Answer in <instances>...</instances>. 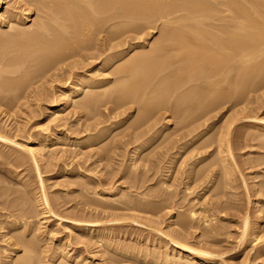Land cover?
<instances>
[{
  "label": "bare ground",
  "instance_id": "6f19581e",
  "mask_svg": "<svg viewBox=\"0 0 264 264\" xmlns=\"http://www.w3.org/2000/svg\"><path fill=\"white\" fill-rule=\"evenodd\" d=\"M13 1H14L15 5H18V8L21 9V10L19 9L20 12L16 13V12H13L9 9V10H6L4 13L1 14V11L4 8L6 1L0 0V32L4 28H9V30H8L9 32L5 33V31H3L4 32L3 34H2V32L0 33V45H1L0 49H4L2 51L5 52V53H3L2 51H1L2 53L0 52L1 53V55H0V116L6 120L5 122H8L10 120L8 123H11L13 121V124H14L15 123L14 121L17 120V118L18 119L23 118V114L28 115V114H26L30 110L29 109L30 107H28V106L31 105L30 101H33V100H31V98L38 96V93L40 92L39 87H41V86L38 85L39 87L37 89L36 88L37 83L34 86L36 89L31 87V84H33V82H36L35 80L40 81V82H41V80L44 81V78L46 75H49L50 73L52 74V72L54 74V73H56V71L57 72L61 71L64 67L69 68V66H67L68 63L66 64V66L64 64L67 61L70 62L69 59H71V58L72 59L74 58V60H75V57H76V59H77V57L81 58L82 62H80L81 60L78 62V60H79V58H78L77 64L79 65V63H80L79 66L82 68H80V67L79 68L82 70L87 68L88 66H91L95 62L100 63V59H101V62H103V64H102L103 65L102 66L103 72H105V74L108 72L107 71L108 68L110 69L113 66H116V64H118L115 69L113 67V70H114L113 72L111 69V72L115 76L118 75L117 77H119V78H115V79H119V81H121V82L117 83L119 81H116L117 84L115 83L116 85H112V80H110V79L109 80L108 79L99 80V79H96V77L95 78L88 77L87 75L84 74L85 72L79 74L78 79L75 78L76 80L72 81V80H74V76H75L74 72L72 73L71 69L66 68L69 71H67L66 69H65V71L70 72L69 73L70 75H68L67 78L64 77V78H66L65 79L66 85L64 88H62V90L60 89L61 90L60 94H59L60 96H56L59 98L55 99L54 98V96L56 95L55 94L54 96L50 95L51 96L50 98H52V97L53 98L49 99V100H51L50 101L51 105H50V108H48V109L54 110V114H53L54 117L53 118H54V122H56V124H58L60 126L61 122H62L63 126L64 127L66 126V124H65L66 114H65V118H64L63 115H61L58 110L64 106H66L67 104L74 102V99L77 96H79L78 94L83 93V91L85 89H89L90 91H92V94L87 92L90 95L85 94L86 98L83 97L84 100H80L79 103H77L78 106H79V104L81 105L80 108L84 107L85 110H86V108L89 109L88 107H92V106H93L92 108L94 109L95 108L94 105L98 104L100 101L99 99H101V98L109 101V103H107V105L111 104V102H110L112 100L111 95L115 94L116 97L113 96V97H115V98H113L115 100L114 105L115 104L117 105L119 102L122 103L124 101V104L126 107V108H124V107L122 108V106H120L122 108V110H120V112L128 109V107H127L128 105L126 104V102H128V104H129V102H130V104L133 103L134 106H135V104L140 106V108L138 107L139 111H138V116L136 117L137 120L135 118V122L138 125L141 124L140 127L142 130L140 131L139 130L140 128H137L141 133H138V134L136 133L137 134V135H135L136 137L135 138L133 137L134 139L132 140V142L130 144V146L135 144L134 145L135 146L134 151H135V156H136V155H139L140 153H142V151H144L146 148H148L156 139H158V137H160L162 131L172 124L171 119L167 118V120L165 119L166 120L165 123L163 125H161V127L157 128V126L159 125V123L161 121L158 123V125L156 123L157 121L156 122L154 121V123H153L152 122V120L154 118L153 115H155V113H158L160 109H162L163 112L166 110L167 113H168V111L169 112L171 111L173 113V116H175L178 120L182 121V122H180V121L179 122H180V124H182L181 126H183V128L186 129V132H184V133L179 132L178 134L182 133V135H180V137H179V138H182L181 140L189 138L186 142L187 145L188 144L194 145V147H195L196 144L197 145L200 144L199 147L197 146L198 148H194V147H192V148L197 149V151L198 150L203 151L204 149H207V148L210 149L209 147L213 146V144L214 145L217 144L216 145L217 151L219 152L217 154V156L219 154H221V156L219 157L220 158L219 163L222 164V166H220V167H223L221 169V171L223 170V172H225L223 174L224 176L226 174V176L228 175V177H229V178L223 177L222 182L224 181L223 182L225 185L224 187H228L231 185L230 184L231 182H229L231 176H229V175H232V172L234 173V171L236 172V170H235L236 168L233 169V167H231L232 162L230 161L231 163L229 164V159L227 158V157L231 158L230 160L233 159L232 157H230V155H231L230 150H232V149L229 147V145H230L231 140H230L229 136L223 137L222 131L227 130V132H228L230 130V122H232V120H230L229 118L230 117L234 118L235 113H234V116H230V117L228 116L229 118L226 119V123L224 121L226 126L224 127V125H223L222 127H224L225 129H223L220 126L221 128H219V129H222L220 131L221 133L219 132L221 134L220 137L211 138L210 137L211 135H210L209 136L210 140L207 139L208 141L207 140L205 141L204 138H206L207 134L210 133L209 128L211 129V127L208 126L206 128V126H207L206 123L208 124V122H210L211 120L214 119L215 116H217V115H214V117H212L211 116L212 112L214 114V112L216 110H218L220 108L222 109L224 106H226V107L229 106L227 109L233 110L235 107L237 108V107H239V105L245 103V99L248 97V95L252 96L251 92H253L254 90L256 91V89L258 87L264 86V62L263 63L259 62V64H258V62H255L256 60L258 61L260 58H262L261 60H263V56H264V0H13ZM34 3H35V5H33ZM31 5L36 6V9L38 10L37 12L42 13L41 15L43 16L42 17L39 15L41 17V19H39L40 17H38V19L40 21H37L38 19L34 20L36 22L34 23L35 25L33 28L31 27L33 25L29 26L30 28L27 27L28 23L32 21V19H31L32 18V16H31V14H32ZM13 10H15V9H13ZM117 21H119L118 23L122 25L121 29H119L121 27V25H118V24L115 27L117 29V27L119 26L118 30H116L115 28H113V30H110L109 28H111V26H109V28L107 27L109 23H112V22L115 23ZM159 22L161 23V25H159V26L161 28L163 27L162 28L163 30L160 29V32H159V34H160L162 31L161 37H159L160 40L158 38V41H159L158 42L157 39H155V42H156V43H154L155 46L152 43L153 44V45L151 44L152 48H150V46H151L150 45L149 46L150 50H148V48H146L145 46H142V44L144 43V42L142 43V39L146 36H144L143 38L140 36L143 32H145L144 30L147 31L148 28L150 29L151 27L158 25ZM114 23H112L111 25H113ZM155 27H153V28H155ZM114 29L116 31H119L118 33L116 32L117 37L122 38V39H120L121 41H119L120 43H117V45L116 44L114 45V43H112V40H114V39L117 40V38L114 37V34H115ZM108 30H110V33L113 32L112 33L113 36L110 35V36H107L105 38L99 37V35L101 33H105V32L107 33L106 35H109V33L107 32ZM128 34H131V35H128ZM143 35H144V33L142 34V36ZM93 40L95 41V44L92 46L89 44V42H91ZM156 44H157V46H156ZM2 45H4V46H2ZM119 47L121 49L124 47V49L122 51L118 50L119 52H116L115 50ZM139 49H141L142 52L138 51ZM135 50H137L138 53H135L136 52ZM131 52H133L134 54ZM38 53H40V54H38ZM130 53L133 54L132 57H131ZM30 54H32L33 56L35 55L34 60H33V58L31 59L29 57V56H31ZM128 56H130V57L128 58ZM257 57H260V58L258 59ZM73 64H72L73 65L72 67L78 66L76 64V61H74ZM62 65H64V67ZM69 65H70V63H69ZM34 67L36 68V70H35L36 73L33 72V69L30 70L31 68H34ZM79 68H77V69H79ZM30 71L33 73H30ZM109 72H110V70H109ZM109 72H108V74H109ZM111 72H110V75H112ZM33 74H34V76H33ZM35 74L36 75L38 74V76H36ZM57 74L59 75V73H57ZM54 75H52V77H50V78L47 77V79L53 78ZM56 75H55V77H56ZM101 75H103V74H101ZM114 75H112V76H114ZM56 78H58V77H56ZM56 78H54V79H56ZM55 81H53L52 83H54ZM110 85H111V88H110ZM42 86L45 87L47 85H42ZM241 86H243V87H241ZM255 87H256V89H254ZM32 88H33V90H31ZM45 88H48V87H45ZM98 90H101V92L99 91L96 93V91H98ZM44 91L48 92L47 89H45ZM255 91H254V93L256 94L257 91L256 92ZM52 92H54V91H52ZM43 95H44V93H43ZM100 96H101V98H100ZM104 96L107 98L105 99ZM46 97H48V96H46ZM97 97H99V98H97ZM36 98H33V99H36ZM43 98H44V96H43ZM251 98H249L250 99L249 102L251 101ZM252 99H254V98H252ZM116 101H117V103H116ZM242 101H243V103H241ZM46 102H48V101H46ZM101 104H103V103H100L99 105H101ZM105 104H106V102H105ZM116 105H115V107H116ZM122 105H123V103H122ZM27 107H28V111H27ZM118 107H119V105H118ZM25 108H26V110H25ZM92 108H90V109L92 110ZM98 108H100V107H97V110H98ZM129 108H130V106H129ZM157 109H158V112H155ZM112 111L115 112L114 110H112ZM92 112H94V111H92ZM118 112H116V115ZM219 112L217 114H219ZM108 113L110 114V111ZM121 113H123V112H121ZM125 113H126V111H125ZM236 113H237V111H236ZM97 114H99V112ZM113 114L115 115V113H113ZM113 114H111V115H113ZM127 115L128 114H126V116ZM67 116H68V114H67ZM117 116H119V118H120V114H118ZM158 116H160V115H158ZM162 116H164V114L161 115V117ZM25 117H27V116H25ZM175 117H173V118L176 120ZM30 118L28 117V119H30ZM24 119H26V118H24ZM66 120H67V118H66ZM154 120H156V119L154 118ZM223 120H225V118ZM0 121H2V120H0ZM23 121H22V123H23ZM149 121H151L152 124H150ZM28 122H29V120H28ZM179 122L177 124H179ZM1 123L2 122H0V124ZM17 123H18V120L16 121V124ZM22 123H20V125L18 127L16 125H15L16 127L14 126L15 128H17V130L15 132L16 133L19 132V133H17L19 135L24 134L26 132L25 130L21 129V127H20V126H22L21 125ZM68 124H67V126L69 127ZM84 124L85 123H83V125ZM92 124L95 125L96 122L92 123ZM131 124L135 125L133 123V121H131ZM143 124H145L144 127L142 126ZM58 125H57V128L59 127ZM85 125H86V127L88 125L91 126V124H88V125L85 124ZM94 125H92L91 127H93V128L95 127L94 129L96 131L97 125H95V126ZM138 125H137V127H138ZM146 125H148V126H146ZM204 125H206V126L204 127ZM24 126H26V125L24 124ZM77 126H78V124H77ZM77 126H75V127H77ZM210 126H211V124H210ZM14 127H12L13 130L15 129ZM70 127H72V126H70ZM91 127H89V128L84 127V129H87L85 131H87V133H88V132H90L89 129ZM131 127H133V126H131ZM142 127L143 128L146 127V128L143 129ZM203 127L205 129H201ZM82 128H83V126H82ZM93 128L91 129V131L95 132V131H93ZM183 128H180V130ZM258 128H259V130L256 133L259 135H260V133L264 134V126L259 125ZM12 129L11 128L8 129L6 124H5V127H4V125L3 126L0 125V154H1V156H4V158L6 157L9 160L13 169L15 168L14 171L16 170V168L20 169L22 167L24 169H26L27 164L32 163L29 167L33 166V170L36 171L41 184L43 183L42 178H41V175H42L41 174V168H40L41 165H45V166L48 165L49 166L48 168H53L51 170H56L57 172H63V174H65L66 176H76V177L80 176L81 178L82 177H84V178L88 177V173L86 172V170H84L85 168H83L84 163H85L84 162L85 161V156H84L85 154L83 155L84 156V158H83L84 163L82 164L79 162L80 161L79 158L82 156L81 152H80L81 155L78 152V154L80 155L79 156L75 151H74L75 153L72 152V154H70L69 153L70 150L69 151L66 150L68 148V147L66 148V146L69 144H70L69 148L70 147L76 148L77 146L81 145V143L83 141H85V140H83V138H81V137L77 138V139L73 138L74 140L71 138V140H70L69 132L64 131V133H60V132L56 131V128H55V131L54 130L50 131L48 133V135L43 134L44 136H39L35 132L36 135L35 136L31 135L32 137L30 138L31 139L30 143L33 145H30L27 149L21 148L22 149V152H20L21 154L15 155V153H13L11 151L5 152V150H7V147H9V149H10L11 147H15L17 145L14 142V138L17 136V134L14 133L15 135H13L11 133L13 131ZM50 129H52V128H50ZM110 129L111 128H109L108 130H102L101 129L98 131V134L96 133L97 134L96 136L93 133V137H95L93 142H102V141L104 142L106 140L108 133L110 132ZM137 129H135V130H137ZM178 129H179V127H178ZM219 129H218V131H219ZM80 130H81V128H80ZM128 130H130V128ZM133 130H134V128L132 129V131ZM132 131H130V132H132ZM71 132H72V129H71ZM78 132H80V131H78ZM82 132H80V133H82ZM133 132H134L133 133V135H134L136 131H133ZM164 134H165V132H163L162 137L164 136ZM226 135H227V133H226ZM129 136H130V134H129ZM129 136H127V137H129ZM88 137H90V136H88ZM93 137L91 135L90 138H93ZM165 137H164V139H166ZM209 137H207V138H209ZM255 137H257V136H255ZM120 138L122 139V136ZM130 138L132 139V137H130ZM177 138H174V139H177ZM114 140H116V138ZM86 141H85V144H87V143L89 144V141L92 142L91 139H89V141H87V142ZM126 141H128V140H126ZM126 141L124 142V144L127 145ZM176 141L178 143H180L179 140H175V142ZM252 141L254 142L257 140H252ZM118 142L121 143L120 140ZM118 142H117V144H118ZM175 142H174V144H175ZM105 143H106V141H105ZM113 143H111L112 147H113V145H115ZM99 144H101V143H99ZM57 145L64 147L66 149L63 148L61 151L60 150L58 151V149L61 148L58 146L57 147L58 149L54 150L53 148ZM120 145H123V144L121 143ZM187 145L185 147H187ZM128 146H129V142H128ZM17 147H19V146H17ZM105 147H106V145H105ZM72 148H70V149H72ZM107 149L106 150L104 149L105 150L104 153L109 152V155H107L108 161H106V162L110 163L109 159H111L112 156L111 157H109V156H110V153L112 151L110 152L111 148L109 149V151H107ZM113 149L115 150L116 147L114 146ZM194 149L193 150L191 149V150L193 152H196ZM71 151H73V149ZM134 151H133V153H134ZM192 151L190 153H193ZM207 151L208 150H206L205 153ZM48 152H50V153H48ZM86 152H88V151H86ZM101 152H102V150H101ZM60 154H61V156H59ZM101 154L98 156V157H100V159L97 160L98 163L100 161L103 162L102 160L105 159L106 155L104 156ZM116 154H118V153H116ZM101 156H103V157H101ZM212 156H213V153H212ZM77 157H78V159L76 160ZM209 157L211 158L210 153L208 155H206L205 157H202L200 159H198L199 158L198 157L197 158L198 160H197V162H195V164L193 162L192 173H193V175L195 174V177L197 175L195 170L196 171L198 170V163L199 162L201 163V162L207 160ZM68 158H71L72 160L75 159V162L77 161V163L74 164V161H72L70 159L73 163L68 164L67 163L69 161ZM119 158H121V157H119ZM139 158H140V156H139ZM141 158H140L141 162L143 161V159H144V161L147 159L146 157L145 158L143 157L141 160ZM27 159H29L30 161ZM81 159H82V157H81ZM137 159H138V157H137ZM66 160H68V161L65 162ZM121 160H122V158H121ZM28 161H29V163H28ZM89 161H90V158H89ZM137 161H139V160H137ZM148 161H150V160L148 159ZM215 162L216 161H213L212 163H215ZM234 163H233V165H234ZM211 164H209V165H211ZM216 164H218V163H216ZM220 164H218V166ZM252 164H253V161L250 163V166ZM132 165H134V164H132ZM132 165H131V167H132ZM203 165H204V163H203ZM236 165H234V166H236ZM61 166H63V167H61ZM207 166L208 165H206V167ZM215 166H217V165H214V167ZM208 167H210V166H208ZM208 167H207V169H209ZM214 167L212 164L210 168H214ZM220 167H218V168H220ZM238 167H240V165L237 166V168ZM46 168H47V166L43 169V171ZM202 168H203V170L205 169L204 167H202ZM202 168H199V169L201 170ZM214 169H212V171ZM102 170H104V169H102ZM90 171L88 170V172L90 174H92V171L91 172ZM200 172H204V171L201 170ZM205 172L201 173V174H204L203 176H206L208 171L206 172V174H205ZM192 173H191V175H192ZM213 173H215V174H213ZM17 174L20 176L19 173H17ZM210 174H213V175H210L211 180H210V185L207 186L208 189L213 188V186L218 181L217 178H219L218 171H216V172L213 171ZM201 176L202 175H200V177ZM207 177L209 178V174H207L206 178ZM201 178H196V179H197V181H199ZM89 179H91V178L89 177ZM234 179L236 182L240 178H238L237 180H236V178H233L232 181ZM192 180H195V179H192ZM203 180H205V182H206V179H203ZM134 181H137V179ZM197 181H195V182H197ZM238 181H240V180H238ZM74 182H76V181H74ZM85 182H87L86 180L84 181V184H87ZM200 182H201V180H200ZM235 182L233 183L234 185H235ZM22 183H23V181H22ZM240 183H241V181H240ZM245 183H246V181H245ZM23 186H26V183H23ZM231 186L233 187V185H231ZM25 188L27 189V186ZM42 188H44V187H42ZM1 190H3V189H1ZM4 191H8V190H4ZM28 191H29V189H28ZM109 192H113V191L111 190ZM203 193H204L203 190L199 192L200 195ZM40 194H42V197H41V199L39 198L40 200H38L36 202L38 203V205L42 209L41 213L43 211L42 215L45 216L44 214H46V216H47V214H50V215L55 214L54 208H56L57 206L55 207V205H54V208H53V206L51 208L52 203L50 204V202L48 201V198H47L48 196L46 195L47 194L46 190L43 189ZM96 194H98L100 196H105V197L112 196V194H110V193H100V194L96 193ZM7 196L8 195L6 194V197ZM122 198H121V200H122ZM196 199H198V198L196 197ZM108 200H110V199H108ZM8 202H9V200L6 201L5 206L10 204L11 201L9 203ZM104 202H106V201H104ZM119 202H121V205H122V207L121 206H119V207H121L123 210L126 209L127 212L128 211L129 212H131V211L136 212L135 210H138V211H139V209L144 210V208L147 210L149 208L147 205H144L145 204L144 202H146L145 200L142 202L144 204H142L141 201H139V202L142 204L141 207H143V205H144L148 208H146V207L140 208L139 207L140 203L137 205H134L136 203L133 204V201H131V200L129 202H128V200H127V202H122L119 200ZM150 202L151 201H149V203ZM96 203L98 204V202H95V201L94 202L84 201L81 206H83V208L96 206V208H97ZM113 203L114 202H112V206L114 205ZM151 203L155 204V202H151ZM162 203H163V201H162ZM24 204H25V202H24ZM24 204L22 203V206H21V204H17L16 209H18L20 206V209L22 210ZM99 204H100V202H99ZM172 204H173V202H171V204H170L171 206L170 205L169 206L173 207ZM259 204H260V202H259ZM12 205H14V203ZM158 205L159 204H157L156 206H158ZM25 206H24V208H25ZM39 206H37V207H39ZM112 206L111 205L109 206V204H108V205H105L103 207H105L106 209L112 208V210H113L115 206H113V207ZM150 206L151 207L153 206L154 208L156 207L154 205H150ZM162 206L164 207V205H162ZM254 206L256 207L255 203H254ZM257 206H259V205H257ZM8 207H9V205H8ZM8 207H4L3 212L0 211V212H2V213H0V218L1 219L5 218L3 220L0 219V231L8 230L10 232H5L4 235L2 233H0V237L7 238L8 235H10V236L13 235L12 233H13L14 229L22 230L23 235L21 236L20 234H18V233L22 232V231L21 232L19 231L17 233V235H19V236H16V234H15V236L13 235L12 237H8L7 241L5 240L6 242H9L8 245H7V243H5L6 246L3 248L1 247L2 245H0V248H1L0 249V264H38L39 262L40 263L45 262L46 264L47 263L48 264H74L76 262L77 256L74 257V255L72 256V254H69V252H67V249L64 247H62V248L56 247L55 250L54 249H53V251L50 250V252L52 251V255H50V256L47 255V253L49 252V251L47 252V250H49V248H51V247L48 246L49 247L48 248V247H46V245H44L45 240H43V238H41L42 235H38V232L36 235H35V233H36L35 232L34 236L30 235V237H29V235H27V234H29V232H33L35 230H38L37 228L41 224L38 225L37 221L34 220L35 218H38V217L34 216L33 214L32 215H30V214L25 215L26 214L25 210H24V212H22L23 215H20L21 214L20 213V214H18V216H15V214H14L16 212L15 211V205H14V208L12 206H10L9 208ZM94 207H93V209H94ZM12 208H13V210H12ZM78 208H80V207H78ZM154 208H151L152 211L148 210V212L149 211L155 212L156 210H154ZM115 209H119V208L117 207ZM156 209H157V207H156ZM160 209L161 208H159V211H161ZM146 210H145V212H147ZM256 210H258V209H256ZM4 211L8 212V214L4 213ZM26 211H28V210H26ZM99 211H101V210H99ZM241 211L245 212L243 210V208L240 209V212ZM101 212L95 213V216L97 215V217H99V218H100V216L102 217L104 212L103 211H101ZM27 213H31V212H27ZM106 213H108V212H106ZM156 213L157 212H155L154 214H156ZM56 214L59 215V213H56ZM243 214H245V215H243V217H242L243 221H241L242 222L241 223L242 224V226H241L242 232L240 231L241 242L243 243L248 238L249 239L252 238L251 239L252 242L256 243V242H259L261 240L263 245H264V236L260 235L261 234L259 231L260 229L258 228L259 230L256 231L257 229L255 230L253 228V231L250 232V230H252L251 229L252 223L250 220L251 216L249 217L247 212H245ZM16 215H17V213H16ZM130 215L129 216L127 215L129 218H126V214L122 215L118 218V215L116 214L117 218H113V219H116L117 221L115 220V222H117V223H119L118 221H123L124 217L126 219L134 221L135 220L134 218H136V216H134L130 219ZM240 216H241V214H240ZM122 217H123V219L120 220ZM189 217H190V219H188L187 223H184V224H183V222L181 223L184 226V230L182 232L180 230H179L180 232L179 231L175 232V230H174V232L172 231L173 233H170V232H169L170 234H168L167 232L165 233L167 238H169V241L172 242V244L174 245V248L178 250V251H176V253H174L172 255L170 253L171 251L170 252L168 251L165 253H163V252L158 253L155 251L150 252V250H149L150 254H148L146 256V251L143 250V253H142V251H140L139 249L129 247V244H131V243H129V244L127 243L128 246H125V244H121L123 241L118 242L119 240H117V242H116L114 240H110L109 235H108L109 233H107L106 231L103 232L100 230L93 229V226H90V225H93V223H94V225L97 226V224H99V223H96V222L83 223L84 225L79 226L77 230H78V235L86 234V236L90 237V238H88L89 243L91 242L93 244V242H94V244L95 243L100 244L99 245L100 252L103 253V252H106L105 250L109 251V249H111L118 256V257L116 255L114 256L113 255L114 253L112 254V256H114V258L116 257L113 264L115 262L117 264H119L120 262L124 263L126 261L128 264H130L129 262L134 261V260L142 261L145 264H224L223 260H216L215 259L216 257L212 253L208 252L207 250L202 249L203 247L202 248H199V247L197 248V246L195 247V243L193 244L191 242L192 236L190 235L191 236L190 237L188 235L190 232L189 227L193 228L192 227L193 225L189 220L195 219L196 213L192 212ZM189 217H187V218H189ZM59 218L57 216V219L60 221ZM92 218H94V217H92ZM107 218H108V216H107ZM147 218H149V217H147ZM46 219H47V217H46ZM94 219L96 220V218H94ZM102 219L104 220V218H102ZM99 220H101V219H99ZM112 220H110V222L114 223V220L113 221ZM146 220L149 221V219H146ZM146 220H145V222H146ZM185 220L187 221V219H185ZM205 220H207V219H205ZM150 221H154V219L153 220L150 219ZM208 221H209V219H208ZM79 222L80 221H72V223L74 225L79 223ZM134 222L137 224V220H135ZM157 222H159V221H157ZM208 223H210V222H207L205 224H208ZM146 224H148V223H146ZM117 225H119V224H117ZM120 225H122V224H120ZM156 225H158V224L156 223ZM151 226L153 227V225H151ZM194 226H195V224H194ZM144 228H146V227H144ZM156 228H159V227H156ZM213 228H214V230H216L215 227H213ZM39 229H40V227H39ZM160 229L161 228H159V230ZM181 229H182V227H181ZM214 230H212V227H211V229L209 231L213 232ZM38 231L41 234V230H38ZM108 231H110V229ZM159 232H163V231L161 230ZM217 232L218 231H215V233H217ZM115 233H117V232H115ZM112 234H114V232ZM211 234L216 235L214 233H211ZM32 236H33V238H32ZM13 237H15V239H14L15 241H12ZM44 239H45V237H44ZM0 241H1V238H0ZM2 241H3V239H2ZM167 243H165V245ZM244 243H246V242H244ZM2 244H4V243H2ZM163 247H164V245H163ZM99 248H98V250H99ZM23 249L26 251L25 254H23L24 253ZM167 250L168 249L166 248V251ZM171 250L173 253L174 250L173 249H171ZM144 252H145V255H144ZM149 252H147V253H149ZM106 253H108V252H106ZM3 255L5 257H3ZM19 255H21V256L19 257ZM1 258L5 259V260L2 261ZM43 263H41V264H43ZM131 264H134V263L132 262Z\"/></svg>",
  "mask_w": 264,
  "mask_h": 264
},
{
  "label": "rangeland",
  "instance_id": "374dc122",
  "mask_svg": "<svg viewBox=\"0 0 264 264\" xmlns=\"http://www.w3.org/2000/svg\"><path fill=\"white\" fill-rule=\"evenodd\" d=\"M5 1H6V4L4 5L3 10L1 11V14L4 13L6 10H9V9L13 12H16V13L20 12L21 9L18 8V5H15L13 0H5ZM33 5H35V3ZM31 8H32V14H31L32 21L28 23L27 27L33 25V26H31L33 28L35 25L34 23L36 22L34 20L38 19V17L42 16L41 15L42 13L37 12L38 10L36 9V6L31 5ZM13 9H15V10H13ZM39 19H41V17ZM39 19L37 21H40ZM118 22L119 21L115 22L116 24L114 22H112L115 25L114 24L111 25L112 23H109L110 25L108 24L107 27L109 28V26H111L112 29L111 28H109V29L113 30V28H115L117 26V24L121 25ZM159 25H161L160 22L158 23V25H155L156 27L153 26L155 28L151 27L150 29L148 28L147 31L144 30L146 33L143 32L144 33L143 36H142L143 33L141 34V36L139 35L142 38L144 36H146L142 39V43L144 42L142 44V46H145L146 48H148V50H150V48H152V45L154 43H156L155 39H157V41H158V38L161 37L162 31L160 34H159V32H160V29L163 30L162 29L163 27L161 28ZM118 28H119V26L117 27V29L116 28L115 29L118 30ZM121 28H122V25L119 29H121ZM115 29H114V32L116 35L114 34V37H116L117 40H115L113 38L114 40H112V43H114V45L115 44L117 45V43H120L119 41H121L120 39H122V38L117 37V33L119 31H116ZM8 30H9V28H4L1 32L3 34L4 33L3 31H5V33H6V32H9ZM110 30L107 31L109 33V35H106L107 33L105 32V33H101L99 35V37L105 38V37L110 36V35L113 36V34H112L113 32L110 33ZM128 35H131V34H128ZM159 40H160V38H159ZM93 41L89 42V44L92 46L95 44V41L94 42ZM2 46H4V45H2ZM149 46H150V48H149ZM154 46H155V44H154ZM156 46H157V44H156ZM0 48H1V45H0ZM123 49H124V47L122 49L119 47L115 51L119 52L120 50L122 51ZM2 50H4V49H0V52ZM135 51H136L135 53H138V51H141V49H139L138 51L137 50H135ZM133 52H131V53H133ZM1 53H0V55H1ZM3 53H5V52H3ZM131 53H130V55L132 57V55L134 53L133 54H131ZM38 54H40V53H38ZM30 55L31 56H29V57L31 59L33 58V60H34L35 55L34 56L32 54H30ZM129 57L130 56H128V58ZM78 58L79 57H77V59H76V57H75V60H74V58L73 59L71 58L72 60L69 59L70 62L67 61L64 64L66 66V64L68 63L67 66H69V68L64 67V65H62L64 68L61 66L63 69L61 71H58V72L56 71V73H54L55 75L57 73H59V75L58 74L56 75V77H58V78H56L52 72V74L50 73L51 75L49 74L50 76L49 75L45 76L44 81L41 80V82H40V81L35 80L36 82H33L34 85L31 84V87H33V88H35L34 86L36 83H37L36 84L37 89L39 86H41V87H39L40 92L38 93V96H36L37 98L36 97L31 98V100H33V101H30L31 105L28 106V107H30L29 111H28V107H27L28 112L26 114H28V115L23 114L22 119L17 118L18 123L19 122L22 123V121L24 120L23 123L21 124L22 126H20V127H21V129L26 131L24 133L25 135L24 134L19 135V134H17L19 132H17V133L15 132L17 130V128H15V127L16 126L18 127L20 125V123L16 124L17 120L14 121L15 122L14 124H13V121L11 123H8L10 120L8 122H5L6 120L0 116V120H2V121H0V122H2L0 125L1 126L4 125V127H5V124H6L8 129H10V128L12 129V127H14L16 125L14 127L15 129L14 130L12 129L13 131L11 133L13 135L17 134L18 137L16 136L14 138V142L17 145L15 147H11L10 149H9V147H7V150H5V152L11 151V152L15 153V155L21 154L20 153V152H22L21 148L27 149L30 145H33L30 143V140H31L30 138L32 136H35L36 134L39 136L48 135V133L50 131H53V130L55 131V128H56V131H58L60 133H64V131L69 132L70 140H71V138L77 139L80 137L83 138V140H85V141L86 140L89 141V139H91L92 142L89 141L90 145L88 143L85 144V141H83L81 143V145L76 147L77 149L70 147L73 149V151H71L72 149L69 148L70 144L66 146V148L68 147L67 149L64 147H61L59 145H57L53 148L54 150H56V149H58L57 147L59 146L61 148L58 149V151L59 150L61 151L64 148L67 151L70 150V152H69L70 154H72V152L73 153L76 152L77 154L79 152V154H80V152H81L82 159L80 157L79 158L80 161L79 160L78 161L82 164L84 162L86 163V164L84 163L83 168H85L84 170H86V172L88 173V177H85V178L82 177L81 178L80 176H77V177L76 176H66L65 174H63V172H57L56 170H51L53 168H48L49 167L48 165H46L48 169L46 168L43 171V169L46 166L41 165L40 166L41 174H42L41 178L43 181V183H42L43 185H42L40 183V180H39V177H38L36 171L33 170V166L29 167L32 164V163H29V161H30L29 159H27V160H29L28 161L29 164H27L26 169H24L23 167L20 169L16 168V170L14 171L15 168L13 169L9 160L6 157L4 158V156H1V154H0V156H1L0 157V211L3 212V208L8 207V205H9V207L12 206L13 208L15 205V211H16L14 213L15 216H18V214H20V213H21L20 215H23L22 212H24V210L26 212V214L24 213L25 215H28V214L32 215L33 214L34 216H37L39 219L34 217L35 218L34 220L37 221L38 225L41 224L37 228L38 230H41V234L38 230H35L33 232H29V234H27V235H29V237H30V235L34 236L35 232H36L35 235L37 234V232H38V235H42L41 238H43V240H45L44 245H46V247L50 246L52 248L51 249L48 247L49 250H47V252L49 251L48 252L49 254L47 253V255H49V256L52 255V251H53V249L55 250L56 247L66 248L67 252H69V254H72V256L74 255V257L77 256L76 262L74 264H113V262L115 261V258H116V257L114 258V256L116 254L111 249H109V251L105 250L108 253L103 252L104 253L103 254L102 252H100V248H99L100 244H96V243L94 244V242H93V244L91 242L89 243L88 238H90V237L86 236V234L78 235L77 229L79 226L84 225L83 223H88V222L89 223L90 222L99 223V224H97V226L94 225V223H93V225H90V226H93V229H95V230H100L103 232L106 231L107 233H109L108 235H109L110 240H114L116 242H117V240H119L118 242L123 241L121 244H125V246H128V244L131 243V244H129V247L139 249L140 251H142V253H143V250L146 251V256L148 254H150V252H154V251L158 252V253H160V252L165 253V252L171 251L170 253L172 255V254L176 253V251H178V250L174 248V245L172 244V242L169 241V238H167L165 233L167 232L168 234H170V233H173L174 230H175V232H178L179 230L182 232L184 230L183 224L187 223L188 219H190L189 216L191 215V213L195 212L196 213L195 219L189 220L192 223L193 228L189 227L190 232L188 231L189 232L188 236L191 235L193 237L192 238L190 236L191 242L193 244L195 243V247L196 246H197V248L203 247L202 249L207 250L208 252L212 253L216 257L215 258L216 260H223L224 264H244V263L245 264H264V245H263L262 241L260 240L259 242L254 243V242H252V240H251L252 238L250 237L251 239L248 238L247 239L248 241L247 240L244 241L247 243L246 244L244 242L242 243L240 240L241 239L240 231L242 232V230H241V226H242L241 223L242 222L241 221H243L242 217H243V215H245V214H243L245 212L248 213L249 217L251 216L250 220L252 223L251 224L252 228L251 227L250 228L252 230H250V232L253 231V228L255 230L257 229L256 231H258L260 229L259 230L261 233L260 235L264 236V137H263L264 134L262 133L263 134L262 135L260 133V135H259L256 133L259 130V128H258L259 125L264 126V86L258 87L259 89L258 88L256 89V87H255L254 89H256L257 92L255 90L254 91L256 92V94L254 93V91L251 92L252 96L248 95V97L245 99V103H243V101H242L241 103H243V104L240 103L241 105H239V107H237V108L235 107L233 110H228L227 108L229 106L228 107L224 106L222 108L223 110L220 108V109L216 110L214 112V114L212 112V114H211L212 117H214V115H217L214 117V119H213L214 121L211 120L210 121L211 123L208 122L209 125L207 123H206L207 126L204 125V127L206 126V128L208 126L211 127V129L209 128L210 133H208L206 138H204L205 141L207 139L210 140V137L211 138L220 137V135H221L220 131L222 129H219V128H221L223 125L225 127L226 126V124H225L226 119H228L230 116H234V113H235L234 118L233 117L229 118L230 120H232V122H230V130L228 132H227V130L222 131V136L223 137L229 136V138L231 140L230 145H229V147L232 149V150H230V152H231L230 157H232L234 160L233 159L230 160L231 158H229V157H227V158L229 159V164L232 162L231 167H233V169L236 168L235 169L236 172L234 171V173L232 172V175H229V176H231L229 182H231L230 184L233 185V187L231 185H230L231 187L230 186L224 187L225 185L223 183L224 181L222 182V179H223V177H228V175L226 176V174H225V176H224L223 174L225 172H223V170L221 171V169L223 167H220V166H222V164L219 163L220 162L219 157L221 156V154H219L217 156V154L219 153L217 151V146H216L217 144L216 145L213 144V146L209 147L210 149L207 148V149H204L203 151L202 150L197 151V149H194V148H198L200 146V144H198V145L196 144L195 147H194V145H189V144L187 145L186 142L189 138L181 140L182 138H179V137H180V135H182V133L178 134L179 132H183V133L186 132V129H184L183 126H181L182 124H180V122H182V121L178 120L175 116H173V113L171 111L170 112L168 111V113H167V111L165 110L166 112L165 111L164 112L166 114L163 112L162 109H160L159 112H158V109L155 111V112H158V113H155V115H153V117L156 120H154V118H153V120L152 119L151 120L153 123H154V121L155 122L157 121L156 122L157 125L161 121L159 123V125L157 126V128L161 127V125H163L165 123L167 118L171 119L172 124L170 126H168L169 128L167 127L166 129H164L162 131L160 137H158V139H156L153 142L155 145L152 143L148 148H146L144 151H142V153H140L141 155L140 154L136 155L138 157V159L135 156V151H134L135 150L134 149L135 144H133L132 146H130V144H131L132 140L136 137L135 135H137L138 133H141L140 131L142 130L140 127L141 124L138 125L135 122V118L138 116V111H139L138 109L140 108V106H138L136 104L134 106L133 103L130 104V102H129V104H128V102L125 101L126 104L128 105V106L126 105L128 107V109H126V110L123 109L124 111H121V112H123V113H121L120 110H122L123 107L124 108H126V107H125L124 101L122 102L123 105H122V103L119 102L117 105L115 104L116 105V107H115V105H114L115 100L113 99L116 97L115 94L111 95L112 96L111 99L113 100V101L112 100L110 101L111 104L107 105V103H109V101L104 100L100 96L101 99H99V100L100 101L102 100V101L101 102L99 101L98 104L94 105V107L96 109L95 108L93 109L92 108L93 106H92V107H88L89 109L92 108V110L90 109L91 111L87 108H86V110H87L86 111L84 107H83L84 109L80 108L81 105L79 104V106H78V104H77V103H79L80 100H84V98H86L85 94H88V93L92 94V91H90L89 89H85L83 91V93L78 94L79 96H77L74 99V102H71V103L67 104L66 106H64L58 110L59 113L61 115H63L64 118H65V114H66L67 120L65 118L66 122L64 121L66 124V126H65L66 128L63 126L62 122H61L60 126L58 124H56V122H54V118H53L54 117V115H53L54 110L48 109V108H50V105H51V102H50L51 100H49V99H52L53 97L52 98H50V97L52 95L54 96L55 94L56 95L54 96V98L55 99L59 98L56 96H60L59 95L60 91L66 85L65 79L68 77V75H70L69 74L70 72H67V71H69L67 69H71L72 73L74 72L75 76H74V80H72V81H75L76 79H78V75L85 72L84 74L87 75L88 77H93V78L96 77V79H99V80H101V79H108L109 80L110 79V80H112V85H116L117 83L121 82V81H119V79H115V78H119V77H117L118 75L115 76L112 73L114 71L113 67L115 69L118 64H116V66H113L110 69L108 68V70H107L108 72H109V70L111 72V69H112L111 74L114 75V76H112V75H110V72H109V74H108V72L106 74H105V72H103V68H102L103 62H101V59H100V63L95 62L91 66H88L87 68L82 70V69H80L82 67L79 66L80 63H79V65L77 64L81 60V58H79V60H78ZM257 58L259 59L260 57H257ZM261 59L262 58L259 59L260 61L256 60L255 62H258V64H259V62L263 63L264 62V56H263V60H261ZM73 60L76 61V64L78 65L77 67L76 66L72 67L75 64V63L73 64V62H74ZM77 60H78V62H77ZM80 62H82V60ZM69 63H70V65H69ZM77 68H79L80 70ZM32 69H33V72L36 73L35 72L36 68L34 67V68H31L30 70H32ZM65 69L67 71H65ZM33 72L30 71V73H33ZM101 74H103V75H101ZM52 75H54V77L49 79L50 77H52ZM33 76H34V74H33ZM36 76H38V74ZM47 77H49V78L47 79ZM64 77H66V78H64ZM54 78H56V79H54ZM53 81H55V82L52 83ZM116 81H119V82L116 83ZM42 85H47L45 87H48V88H45ZM241 87H243V86H241ZM33 88L31 90H33ZM110 88H111V85H110ZM43 89L44 90L47 89L48 92L44 91ZM52 91H54V92H52ZM99 91L101 92V90H98V91H96V93ZM43 93H44V95H43ZM90 94H88V95H90ZM43 96H44V98H43ZM46 96H48V97H46ZM113 96H115V97H113ZM251 97L254 99H252ZM33 98H36V99H33ZM97 98H99V97H97ZM106 98L107 97H105V99ZM249 98H251L250 102H249V100H250ZM44 99L48 102H46ZM105 102H106V104H105ZM100 103H103L104 105L103 104L99 105ZM116 103H117V101H116ZM118 105H119V107H118ZM120 106H122V108ZM129 106L131 109L129 108ZM97 107H100V108H98L99 111L97 110ZM25 110H26V108H25ZM96 110L99 112V114H97L98 112ZM112 110H114L115 112H113ZM92 111H94V112H92ZM109 111H110V114L108 113ZM125 111H126V113H125ZM236 111H237V113H236ZM116 112H118L117 115L120 114V118H119V116L116 115ZM218 112H219V114H217ZM113 113H115V115ZM67 114H68V116H67ZM111 114H113V115H111ZM121 114L122 115L124 114L125 116H126V114H128V115L125 117L124 115L122 116ZM163 114H164V116L161 117V115H163ZM158 115H160V116H158ZM25 116H27V117H25ZM28 117L29 118L31 117V118L28 119ZM173 117H175L176 120ZM24 118H26V119H24ZM224 118H225V120H223ZM28 120H29V122H28ZM136 120H137V118H136ZM131 121H133V123L135 125H132ZM177 121L178 122L180 121L179 124H177L178 123ZM224 121H225V123H224ZM95 122H96L95 125H97L96 131L94 129L95 127L94 128L91 127L92 125H94L92 123H95ZM149 122H150V124H152L151 121H149ZM83 123H85L87 125L91 124V126L88 125L86 127V125L85 124L83 125ZM24 124L26 126H24ZM67 124L69 125V127L67 126ZM77 124H78V126H77ZM136 124L138 125V127ZM145 124H143L142 126L144 127ZM210 124H211V126H210ZM57 125L59 126L58 127L59 129L57 128ZM70 126H72V127H70ZM75 126H77V127H75ZM82 126H83V128H82ZM131 126H133V127H131ZM146 126H148V125H146ZM84 127L85 128L91 127L89 129L90 132L87 133V131H85L87 129H84ZM178 127H179V129H178ZM204 127L201 129H205ZM224 127H222V128L225 129ZM50 128H52V129H50ZM80 128L83 132L80 130ZM92 128H93V131H95V132L91 131ZM109 128H111V129H110V132L108 133L109 136L107 135V137H106V140H105L106 143H105V141L104 142L103 141L102 142H93L95 139V137H93V133L96 136L98 134L99 130H101V129L102 130H108ZM127 128L128 129L130 128V130H128ZM133 128H134L133 131H136L134 135H133L134 132L132 131ZM137 128H140L139 129L140 131ZM145 128H143V129H145ZM180 128H183L184 130L183 129L180 130ZM71 129H72V132H71ZM135 129H137L139 132ZM218 129H219V131H218ZM127 130L129 132L130 131H132V132L129 133ZM78 131H80L82 133H80ZM35 132H36V134H35ZM163 132H165V134L162 137ZM226 133H227V135H226ZM129 134H130V136H129ZM91 135L93 138H90ZM88 136H90V137H88ZM121 136H122V139L120 138ZM127 136H129V137H127ZM255 136H257V137H255ZM130 137H132V139ZM164 137L166 139H164ZM207 137H209V138H207ZM115 138H116V140H114ZM174 138H177V139H174ZM119 140L121 141V143L124 146L120 145L121 143L118 142ZM124 140L125 141L128 140V141H126L127 145L124 144V142H125ZM175 140H179V141L181 140L182 142L180 141V143H178L176 141L177 142L176 143ZM252 140H257V141L253 142ZM117 142H118V144H117ZM128 142H129V146H128ZM174 142L176 145L174 144ZM99 143H101V144H99ZM111 143L115 144V145H113V147L115 146L117 150L113 149V147L111 146L112 145ZM185 144L187 145V147H185L186 146ZM105 145H106V147H105ZM17 146H19V147H17ZM192 147H194V148H192ZM104 149L105 150L107 149V151H109V149H110V152L114 151L113 153L111 152L112 154L110 153L109 157L112 156V158L109 159L110 163L106 162V161H108L107 155H109V152L104 153V151H105ZM191 149L192 150L194 149L196 152H193ZM101 150L103 153L101 152ZM206 150H208V151L205 153ZM86 151H88V152H86ZM133 151H134V153H133ZM191 151L193 153H190ZM48 153H50V152H48ZM99 153L100 154L102 153L101 155H104V156L106 155V156H105V159L102 160L103 162L100 161L98 163L97 160L100 159V157H98L100 155ZM116 153H118V154H116ZM209 153L211 154V158L209 157L207 159L208 161L205 160L201 163L200 162L198 163V170L197 171L195 170V172L198 176L196 175V177H195V174L193 175V173H192L193 162L195 164V162H197L198 159L205 157ZM212 153H213V156H212ZM83 155L85 156V161L83 159L84 158ZM59 156H61V154ZM139 156H140V158L146 157L147 159L145 161L143 159V161L141 162ZM101 157H103V156H101ZM119 157H121L122 160ZM89 158H90V161H89ZM142 158H141V160H142ZM70 159L71 158H68L69 161L66 160L65 162L68 161L67 162L68 164L73 163L72 161H74V164L77 163V161L75 162V159L74 160L71 159L72 161ZM77 159H78V157L76 158V160ZM148 159L150 161H148ZM135 160L136 161L139 160V161H137L139 164ZM213 161H216V162L212 163ZM252 161H253V164L250 166V163ZM210 162L213 164V167H214V165H217V166H215L217 169L214 167L216 170L214 168H210L212 165ZM203 163H204V165H203ZM216 163H218L220 165L218 166V164H216ZM233 163L236 166H234ZM132 164H134V165H132ZM209 164H211V165H209ZM131 165L133 168L131 167ZM206 165L210 166V167L207 166L209 169H207ZM239 165H240V167L237 168V166H239ZM61 167H63V166H61ZM202 167H204L208 172L205 169L203 170ZM218 167H220V168H218ZM199 168H202L201 170L204 172L206 171L207 174H209V178H210V175L215 174V173L210 174L211 172L218 171L219 178H217L218 181L213 186V188L208 189L207 186L210 185L211 178L210 179L208 177L206 178V176H207L206 172H205L206 176H203L204 174H201V173H204V172H200L201 170ZM87 169L89 171L91 170L92 174H90ZM102 169H104V170H102ZM212 169H214V170L212 171ZM190 172L192 173V175ZM17 173H19L20 176ZM200 175H202L201 177L203 179H206V182H205V180H203L200 177ZM89 177L91 179H89ZM135 178L137 179V181H134V180H136ZM196 178H201L200 179L201 182L199 179H198L199 181H197ZM233 178H236V180L238 178H240L238 180H240L241 183L238 180L235 182V179L232 181ZM192 179H195V180H192ZM85 180L87 181V182H85L87 184H84ZM244 180L246 181V183ZM22 181H23V183H26L27 189L25 188L26 186H23ZM74 181H76V182H74ZM195 181H197V182H195ZM234 182H235V185L233 184ZM42 187H44V188H42ZM1 189H3V190H1ZM28 189H29V191H28ZM43 189L46 190V193H47L46 195L48 196L47 197L48 201L50 202V204L52 203L51 208H52V206L54 208V205H55V207L57 206L56 207L57 209L54 208V210L56 212L54 211L55 214H53V215L47 214V216H46V214H44L45 216H43L42 215L43 211L41 213L42 209L38 205V203L36 202V201L41 199L42 194H40V193L42 192ZM4 190H8V191H4ZM111 190L113 192H109ZM202 190L204 191V193L200 195L199 192ZM96 193H99V194L100 193H110V194H112V196L105 197V196H100ZM6 194L8 195L7 197H6ZM196 197L198 199H196ZM121 198H122V200H121ZM108 199H110V200H108ZM7 200H9V202L11 201L12 203L10 202V204H8L9 203L8 202L7 203L8 205L5 206ZM119 200L122 202H127V200L129 202L131 200V201H133V204L136 203L134 205L139 204L140 203L139 201H141V203H142L145 200L146 201V202H144L145 204L144 203H142V204L147 205L149 208L144 206V205H143V207H141L142 204L140 203V205H139L140 208L146 207L148 209L146 210L144 208V210L143 209L142 210L139 209V211L135 210L136 212H134V211H131V212L128 211L127 212L126 209H124L125 210L124 211L121 208L122 205H121V202H119ZM84 201L98 202V204L96 203L97 208H96V206L95 207L93 206L94 209L96 208L95 210L93 209V207H84L83 208V206H81V205ZM104 201H106V202H104ZM149 201L155 202V204L151 203V202L149 203ZM162 201H163V203H162ZM258 201L260 202V204ZM21 202L23 204L25 202V204L23 205V209H22L23 211L20 209V206L18 209H16L17 204H21V206H22ZM99 202H100V204H99ZM112 202H114L113 206H115L113 210H112V208L106 209L105 207H103V206L108 205V204H109V206L110 205L112 206ZM171 202H173V204H172L173 207H170ZM13 203H14V205H12ZM148 203L150 205H154V206L159 204L160 206L159 205H158L159 207L156 206L157 207V209H156V207L155 208L153 206L151 207ZM254 203H255L256 207L254 206ZM162 205H164V207ZM257 205H259V206H257ZM24 206H25V208H24ZM37 206H39L40 208ZM116 206L119 209H115V208H117ZM119 206H121V207H119ZM78 207H80V208H78ZM13 208H12V210H13ZM151 208H154V210H156L155 212H157V213L154 214L155 212H151L152 211ZM159 208H161L160 209L161 211H159ZM241 208H243V210L245 212L241 211L242 212L241 213L240 212ZM256 209H258L259 211ZM26 210H28V211H26ZM99 210L104 212L102 217L100 216V218L97 217V215L95 216V213L101 212ZM145 210L147 212H145ZM148 210H151V211L148 212ZM2 212H0V213H2ZM27 212H31V213H27ZM106 212H108V213H106ZM4 213L8 214V212H5V211H4ZM16 213H17V215H16ZM56 213H59V215ZM239 213L241 214V216ZM116 214L118 215V218L122 215H125V214H126V218H129L128 216L131 214L130 219L132 217L136 216V218H134V219L137 220V224L134 222L135 220L132 221V220L126 219L124 216L123 217L125 220L122 217L120 220L123 219V221H118L119 223H117V222H115L116 219H113V218H117ZM57 216H58V218L60 217L59 218L60 221L57 219ZM107 216H108V218H107ZM46 217H47V219H46ZM92 217L96 218V220ZM147 217H149V218H147ZM187 217H189V218H187ZM102 218H104V220ZM3 219H5V218H2L1 220H3ZM99 219H101V220H99ZM112 219L114 220V223L110 222V220H112ZM146 219H149V221ZM150 219L151 220L154 219V221H150ZM185 219H187V221ZM205 219H207V220H205ZM208 219H209V221H208ZM145 220H146V222H145ZM72 221H80V222L74 225L72 223ZM157 221H159V222H157ZM182 222H183V224H181ZM204 222L205 223L210 222V223L205 224ZM146 223H148V224H146ZM156 223L158 225H156ZM193 223L195 224V226ZM117 224H119V225H117ZM120 224H122V225H120ZM151 225H153V227ZM39 227H40V229H39ZM144 227H146V228H144ZM156 227H159L161 229L159 230V228H156ZM181 227H182V229H181ZM211 227H212V230H214L213 227H215L216 230H214L213 232L209 231L211 229ZM109 229H110V231H108ZM161 230L164 233L159 232ZM19 231L21 232L22 230L14 229L12 234L14 236H15V234H16V236H19V235H17V233ZM215 231H218V232L215 233ZM5 232H10V231H8V230L0 231V233H2L3 235ZM113 232H114V234H112ZM115 232H117V233H115ZM210 232L214 233L216 235H213ZM22 233H23V231L21 233H18V234H20L22 236L23 235ZM13 235H11V236L8 235V237H12ZM33 236H32V238H33ZM44 237H45V239H44ZM0 238H1L0 245H2L1 246L2 248L6 246L5 243H7V245L9 244V242H6L7 238H2V237H0ZM2 239H3V241H2ZM12 239H13L12 241H15L14 240L15 237H13ZM2 243H4L5 245ZM165 243H167V244L165 245ZM163 245H164V247H163ZM98 248H99V250H98ZM166 248L168 249L167 251H166ZM171 249L174 250L173 253H172ZM50 250H52V251L50 252ZM149 250H150V252H149ZM23 252L22 253L25 254L26 251L23 249ZM147 252H149V253H147ZM112 254L114 256H112ZM144 255H145V252H144ZM20 256L21 255H19V257ZM3 257H5V256L3 255ZM2 258H1L2 261L5 260ZM132 262L134 264H136V263L137 264H145L144 262L139 261V260L130 261L129 263L131 264ZM41 263H43V262H41ZM41 263L39 262L38 264H41ZM125 263L128 264L127 261L124 263L122 262L121 264H125Z\"/></svg>",
  "mask_w": 264,
  "mask_h": 264
}]
</instances>
